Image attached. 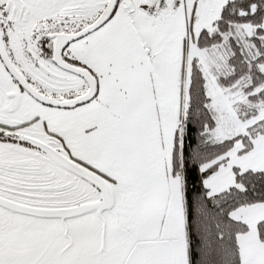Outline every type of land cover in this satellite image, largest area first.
<instances>
[{
    "label": "snow or ice",
    "instance_id": "1",
    "mask_svg": "<svg viewBox=\"0 0 264 264\" xmlns=\"http://www.w3.org/2000/svg\"><path fill=\"white\" fill-rule=\"evenodd\" d=\"M0 264H264V0H0Z\"/></svg>",
    "mask_w": 264,
    "mask_h": 264
}]
</instances>
